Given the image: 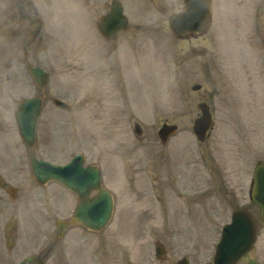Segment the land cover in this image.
Returning a JSON list of instances; mask_svg holds the SVG:
<instances>
[{
  "label": "rangeland",
  "instance_id": "374dc122",
  "mask_svg": "<svg viewBox=\"0 0 264 264\" xmlns=\"http://www.w3.org/2000/svg\"><path fill=\"white\" fill-rule=\"evenodd\" d=\"M33 1L38 5L39 0ZM126 1L130 29L112 44L120 53L107 58L111 43L106 47L101 42L93 21L78 15L73 0H63L57 20L50 15L53 26L41 32L34 52L33 62H43L49 76L38 153L59 163L82 153L85 163L99 165L115 200L105 229L98 234L70 231L47 264H176L182 256L190 264H212L221 229L238 208L251 213L257 236L236 264L250 258L264 264V225L248 195L253 168L264 163V0H212L209 30L190 44L175 40L164 23L155 27L156 22L138 16L140 1ZM3 4L0 0V8ZM144 24L154 28L140 32L136 25ZM8 58L1 50L0 72ZM21 70L17 79L27 77L24 85L15 84L6 71L0 79V172L20 186L14 200L0 191V264H11L17 253L36 248L46 206L52 218L66 215L47 205L42 192L47 190L28 176L20 139H8V128H16L17 104L33 94L32 81ZM195 84L201 89L193 91ZM54 99L68 103L70 110L55 107ZM202 101L211 106L213 119L205 143L192 133ZM163 120L178 126L164 145L157 136ZM205 182L210 192L204 193ZM47 189L54 196V186ZM21 197H28V204ZM6 217L17 225L11 249L2 236ZM69 240L76 251L72 246L59 252ZM156 242L165 250L161 261L154 257Z\"/></svg>",
  "mask_w": 264,
  "mask_h": 264
},
{
  "label": "water",
  "instance_id": "95a60500",
  "mask_svg": "<svg viewBox=\"0 0 264 264\" xmlns=\"http://www.w3.org/2000/svg\"><path fill=\"white\" fill-rule=\"evenodd\" d=\"M209 0H186V11L177 16L170 24V28L175 36L180 38H189L191 32L202 33L209 23L210 12ZM121 20L118 23L108 25L112 31H117ZM125 25L124 22H121ZM106 29V28H105ZM105 33V32H104ZM106 34V33H105ZM31 72L40 88L44 84L45 76L39 69H32ZM61 108H67L64 103L57 102ZM201 116L195 119L193 124V132L197 139L203 141L206 131L211 126V115L206 104L199 105ZM41 108L40 99L24 100L16 114V120L19 127V132L27 146L32 144L37 116ZM176 130V126L164 125L159 131V136L162 142H165L167 137ZM137 132L140 133L139 129ZM31 170L36 178L42 175L52 176L51 178L60 179L62 174H68L69 169H73L76 178L81 182V188L73 189L83 197L86 191L95 190L97 195L90 203L82 201L81 209L78 210L73 222L81 223L85 227L100 231L111 218L113 210V200L101 185V177L97 167H81V157H76L72 160L69 166L65 168L50 167L43 163L31 160ZM42 178V177H41ZM43 179V178H42ZM42 179H40L42 181ZM250 198L260 210V216L264 223V166L257 164L254 169L253 185L250 189ZM254 237V227L250 216L244 211H236L232 216V223L223 229L222 240L218 246L215 264H233L242 254L247 252L252 244ZM161 250L157 248L156 254L159 257ZM178 264H187L185 260H181ZM248 264H256L250 261Z\"/></svg>",
  "mask_w": 264,
  "mask_h": 264
},
{
  "label": "flooded vegetation",
  "instance_id": "af4514ba",
  "mask_svg": "<svg viewBox=\"0 0 264 264\" xmlns=\"http://www.w3.org/2000/svg\"><path fill=\"white\" fill-rule=\"evenodd\" d=\"M93 2L96 3L97 0H93ZM157 4H158L157 5L158 9L164 12L165 16L169 17L172 14V10H171L173 6L172 0H158ZM13 7L15 11V15L12 16L11 18L13 29L9 30V35H8L9 46L7 48L10 56L7 61V64H5L3 68H5L4 71L8 72L9 74H12L13 78H16L15 84L24 85L27 83V77L17 79V76L19 72L22 71L21 69H24L25 63L27 61L32 63L34 59V52H35L36 46L34 45V37H33V18L35 16V9H34L33 0H14ZM106 10L107 9L105 8L104 11L106 12ZM167 11H169L170 13ZM21 22H22V25L18 24ZM1 32L3 34V37H6L7 30H2ZM4 71L1 72L2 76H3ZM9 129L13 131L12 128H9ZM0 133H2L1 130H0ZM42 141L43 139L40 137L39 132H38L37 142L40 143ZM50 144H52L53 146L56 145L52 139H50ZM69 144L71 143H68V145ZM65 145L66 143L64 142L63 146ZM50 151H53V150H50ZM4 161L6 160L4 159ZM49 185L54 186V191H53L54 196L47 189ZM41 189L48 191V192L42 191L46 197V203L47 205L50 204L53 208L56 209V211L64 210V212L66 211L70 212V211H73L78 204L77 197L61 185H57L55 183H49ZM0 191L3 194H5V192L2 191L1 189ZM17 193L18 194L20 193L18 188L16 191V195ZM50 210L51 209L48 206H46V213H45L46 218L44 219V221H46L47 217L50 216L48 214ZM48 250L51 251L52 247L48 248ZM21 252H23V250ZM20 253H17L15 255L14 259L17 260V262L21 261ZM54 264H57V263L54 262Z\"/></svg>",
  "mask_w": 264,
  "mask_h": 264
}]
</instances>
